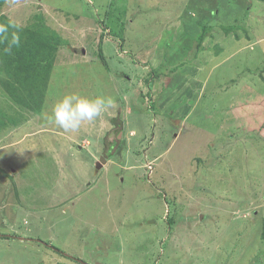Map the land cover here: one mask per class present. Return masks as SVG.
Here are the masks:
<instances>
[{"label": "rangeland", "instance_id": "374dc122", "mask_svg": "<svg viewBox=\"0 0 264 264\" xmlns=\"http://www.w3.org/2000/svg\"><path fill=\"white\" fill-rule=\"evenodd\" d=\"M1 15L57 49L34 79L0 67V264H264L263 0H0ZM68 93L114 107L65 132L48 117Z\"/></svg>", "mask_w": 264, "mask_h": 264}, {"label": "trees", "instance_id": "16d2710c", "mask_svg": "<svg viewBox=\"0 0 264 264\" xmlns=\"http://www.w3.org/2000/svg\"><path fill=\"white\" fill-rule=\"evenodd\" d=\"M0 24L9 25L7 33H5L4 36H0V56H1L0 67L2 66L4 67L6 65V68L9 69V71L6 70L8 77H10L9 82L10 83L14 81L16 82V77L19 76L22 71L26 73L27 79H34L35 77L34 74L33 73L30 74L29 71L35 66H39V65H42V67L48 66L49 62H51V60L54 58V53L57 49V44L49 36H43V35L39 36L36 30L33 31L29 28L21 29L19 27L17 28L16 26L12 27L11 26L12 24L7 23L5 19L2 17V15L0 16ZM14 35L19 37L18 45L11 43L12 40L14 39ZM198 39H199L198 41L200 42V40L202 39V35L199 36ZM22 40L23 42H20ZM10 46H11V50L6 51V49H8ZM15 46L17 47V49H14ZM40 49L43 50L51 49L53 52L51 58L50 59L46 58L45 54L43 55L42 51L40 56L41 60L38 57L31 58V56L29 55L31 54V51L32 50L38 51ZM12 52L14 55L12 54ZM98 56L102 61V63L106 66V60L100 46L98 48ZM28 74L30 75L28 76ZM25 84L28 85L29 83L25 82ZM19 87H20L19 89L22 90L24 86L22 87L21 83H19ZM25 89L28 90L27 88ZM120 125L121 124L118 122L116 125V129H118V127L120 129ZM112 145L117 146V142H113ZM109 146L110 145H107L106 148L108 149ZM112 147L113 146H111V150ZM109 156L110 155L108 152L106 158H109ZM3 237L4 236H1L0 238ZM45 247L51 250L56 248L55 246L53 248L52 246L48 247L46 245Z\"/></svg>", "mask_w": 264, "mask_h": 264}, {"label": "clouds", "instance_id": "9594fccd", "mask_svg": "<svg viewBox=\"0 0 264 264\" xmlns=\"http://www.w3.org/2000/svg\"><path fill=\"white\" fill-rule=\"evenodd\" d=\"M15 27V25H11ZM9 25L0 24V36H4ZM12 44H19V37H15ZM11 46L6 49L10 51ZM114 107L111 98H87L77 93H68L59 99L51 109L49 122L55 124L65 132H77L85 122L91 123L99 118L102 113Z\"/></svg>", "mask_w": 264, "mask_h": 264}, {"label": "water", "instance_id": "95a60500", "mask_svg": "<svg viewBox=\"0 0 264 264\" xmlns=\"http://www.w3.org/2000/svg\"><path fill=\"white\" fill-rule=\"evenodd\" d=\"M102 163H105V158L100 157V159H99V161L97 163V168H101Z\"/></svg>", "mask_w": 264, "mask_h": 264}, {"label": "flooded vegetation", "instance_id": "af4514ba", "mask_svg": "<svg viewBox=\"0 0 264 264\" xmlns=\"http://www.w3.org/2000/svg\"><path fill=\"white\" fill-rule=\"evenodd\" d=\"M103 156L106 158V154H104ZM103 156H101V157H103ZM104 157H103V158H104Z\"/></svg>", "mask_w": 264, "mask_h": 264}]
</instances>
